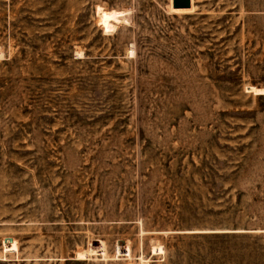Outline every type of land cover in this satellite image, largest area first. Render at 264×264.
Here are the masks:
<instances>
[{
    "label": "rangeland",
    "instance_id": "rangeland-1",
    "mask_svg": "<svg viewBox=\"0 0 264 264\" xmlns=\"http://www.w3.org/2000/svg\"><path fill=\"white\" fill-rule=\"evenodd\" d=\"M167 3L0 0V264H264V0Z\"/></svg>",
    "mask_w": 264,
    "mask_h": 264
},
{
    "label": "bare ground",
    "instance_id": "bare-ground-1",
    "mask_svg": "<svg viewBox=\"0 0 264 264\" xmlns=\"http://www.w3.org/2000/svg\"><path fill=\"white\" fill-rule=\"evenodd\" d=\"M190 1H191V6L189 8H186V9H175L172 6V0H168L167 9H168L169 12L174 13V14H190V13L195 11L194 0H190ZM119 15H120V13L118 11H111L110 10V11L106 12V19L110 23L118 24V22L122 19V18L120 20L118 19ZM247 89H248V91L253 92L255 95L264 94V89L263 88H256L254 86H249ZM162 249H163L162 247H159V250H162Z\"/></svg>",
    "mask_w": 264,
    "mask_h": 264
},
{
    "label": "water",
    "instance_id": "water-1",
    "mask_svg": "<svg viewBox=\"0 0 264 264\" xmlns=\"http://www.w3.org/2000/svg\"><path fill=\"white\" fill-rule=\"evenodd\" d=\"M172 6L175 9H186L191 6L190 0H172Z\"/></svg>",
    "mask_w": 264,
    "mask_h": 264
}]
</instances>
